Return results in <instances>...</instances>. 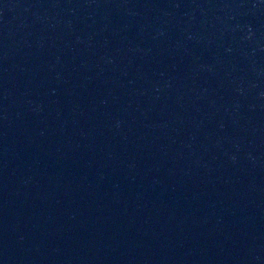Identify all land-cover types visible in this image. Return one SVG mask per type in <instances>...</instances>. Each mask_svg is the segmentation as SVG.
Instances as JSON below:
<instances>
[{
    "label": "water",
    "instance_id": "water-1",
    "mask_svg": "<svg viewBox=\"0 0 264 264\" xmlns=\"http://www.w3.org/2000/svg\"><path fill=\"white\" fill-rule=\"evenodd\" d=\"M0 264H264V0H0Z\"/></svg>",
    "mask_w": 264,
    "mask_h": 264
}]
</instances>
